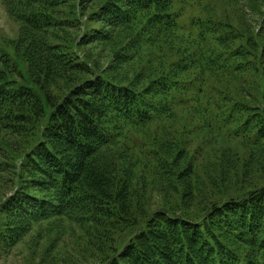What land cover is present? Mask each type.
Segmentation results:
<instances>
[{
	"label": "trees",
	"instance_id": "obj_1",
	"mask_svg": "<svg viewBox=\"0 0 264 264\" xmlns=\"http://www.w3.org/2000/svg\"><path fill=\"white\" fill-rule=\"evenodd\" d=\"M0 1V259L264 264V0Z\"/></svg>",
	"mask_w": 264,
	"mask_h": 264
},
{
	"label": "rangeland",
	"instance_id": "obj_2",
	"mask_svg": "<svg viewBox=\"0 0 264 264\" xmlns=\"http://www.w3.org/2000/svg\"><path fill=\"white\" fill-rule=\"evenodd\" d=\"M18 25L13 21L3 3L0 1V43L4 37H15L17 33ZM6 190V186L0 183V195ZM60 240L56 247V259L62 263H68L72 257L77 256V250L81 247L83 240L80 237L81 230L78 228H72L70 225H66L63 228H58L54 233L40 237V247H44L50 240L57 237L55 233H59ZM38 238V235L34 234L29 237L25 243L20 244L17 249L13 250L7 255H3L0 259V264H18L21 260H24L30 254V246H33V242ZM85 245V243H84Z\"/></svg>",
	"mask_w": 264,
	"mask_h": 264
}]
</instances>
